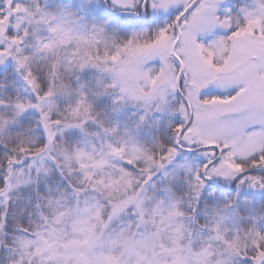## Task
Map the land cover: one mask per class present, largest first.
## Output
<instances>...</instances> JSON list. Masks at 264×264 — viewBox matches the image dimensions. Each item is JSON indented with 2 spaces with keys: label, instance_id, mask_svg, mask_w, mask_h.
Segmentation results:
<instances>
[{
  "label": "snow or ice",
  "instance_id": "snow-or-ice-1",
  "mask_svg": "<svg viewBox=\"0 0 264 264\" xmlns=\"http://www.w3.org/2000/svg\"><path fill=\"white\" fill-rule=\"evenodd\" d=\"M0 264H264V0H0Z\"/></svg>",
  "mask_w": 264,
  "mask_h": 264
}]
</instances>
